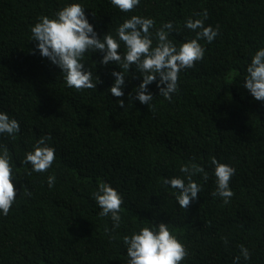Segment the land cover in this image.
Listing matches in <instances>:
<instances>
[{"label":"trees","instance_id":"trees-1","mask_svg":"<svg viewBox=\"0 0 264 264\" xmlns=\"http://www.w3.org/2000/svg\"><path fill=\"white\" fill-rule=\"evenodd\" d=\"M71 3L84 6L101 39L108 32L115 37L125 19L138 15L155 20L153 34L173 22L169 39L179 46L196 35L185 21L202 19L194 14L205 9V26L219 25V35L210 44L199 41L204 59L180 72L171 102L159 96L156 82L148 86L154 97L149 106L130 99L142 82L133 78L139 77L135 67L124 73V96L114 97L111 73L122 70L114 62L102 65L103 54L92 51L81 62L100 82L77 91L40 55L31 33L40 16L54 18ZM262 47L264 0H141L129 13L110 0H0V113L21 129L15 138L0 134L17 189L9 214L0 212V264H127L123 237L159 222L188 250L181 264H234L237 256L238 264H264V102L243 87L247 66ZM125 51L121 42L118 54ZM45 135L56 159L37 173L22 161ZM212 157L236 170L228 204L211 195ZM190 163L209 178L193 176L202 191L184 209L175 198L178 190L163 181L184 178L180 168ZM101 182L124 201L114 231L93 197ZM240 245L251 253L249 260Z\"/></svg>","mask_w":264,"mask_h":264},{"label":"clouds","instance_id":"clouds-1","mask_svg":"<svg viewBox=\"0 0 264 264\" xmlns=\"http://www.w3.org/2000/svg\"><path fill=\"white\" fill-rule=\"evenodd\" d=\"M140 2L141 0H110L111 5L123 13L132 12ZM194 15L203 18L189 17L184 27L195 32V38L188 39L179 46L169 39L170 33L174 31L173 22L162 24L153 34L151 30L155 26V20L138 15L125 19L116 28L115 37L108 32L101 39L94 31V26L88 22L84 6L80 3H71L55 13L54 18L40 16L39 22L31 27L32 41L38 42L37 49L42 57L62 70L66 85L77 91L96 89L100 82L99 77H96V83L93 82V72L86 70L85 64L81 62L85 53L89 51L103 54L100 61L102 65L107 66L110 62H114L122 70L111 73L115 80L108 91L114 97L124 96L122 90L126 80L124 73L129 74V69L135 67L139 77L133 76V78L142 77V82L134 89V97L130 94L129 98L149 106L154 97L148 86L156 82L159 96L171 102L173 94L178 92L180 72L193 68L197 62L204 59L206 50L199 41L205 40L210 44L219 35V25L215 29L211 25L205 26V20L208 18L206 9L203 13ZM154 39L155 46H153ZM121 42L126 49L123 55L118 54ZM246 71L243 87L255 100L264 102V47L255 52ZM118 105L125 108L123 100H119ZM20 130V123L16 119L10 118L7 113H0V134L15 138ZM49 140H51L50 135L42 136L33 145L34 150L26 153L22 163L30 164L34 172H46L56 159L55 148L49 145ZM211 164L214 166L216 177V190L211 195L219 196L225 204H228L234 196L230 189V180L236 170L218 162L215 157L211 158ZM180 171L185 174L184 178L177 176L164 179L163 183L178 190L175 197L178 205L188 209L202 191L201 186L194 182L193 176L201 174L204 181L209 177L204 168L195 163L182 165ZM13 180L9 151L6 146H0V212L4 216L9 214L17 197ZM47 183L49 188H52L55 176L50 175ZM27 195L31 193L27 192ZM93 197L101 209L99 215L110 216L113 231L119 228L121 206L124 203L122 196L110 184L101 182ZM123 243L127 248V264H181L189 254L168 224L163 222L152 223L140 228L138 233L125 235ZM225 243H227L226 239ZM240 252L244 260L250 259L251 253L243 245H240ZM239 260L240 256H237L234 264H238Z\"/></svg>","mask_w":264,"mask_h":264}]
</instances>
